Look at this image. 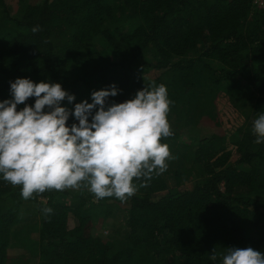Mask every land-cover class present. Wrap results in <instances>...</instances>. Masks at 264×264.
<instances>
[{
  "label": "trees",
  "instance_id": "obj_1",
  "mask_svg": "<svg viewBox=\"0 0 264 264\" xmlns=\"http://www.w3.org/2000/svg\"><path fill=\"white\" fill-rule=\"evenodd\" d=\"M256 1L18 0L13 13L0 0V101L17 78L59 83L75 96L61 102L69 110L112 85L120 91L109 103L163 84L172 133L160 139L167 170L134 178L124 201L84 186L24 199L0 174V264H222L228 247L264 253V143L252 132L264 114V0ZM221 94L241 123L202 137L195 128L215 118ZM116 210L120 226L104 242L92 222Z\"/></svg>",
  "mask_w": 264,
  "mask_h": 264
},
{
  "label": "clouds",
  "instance_id": "obj_2",
  "mask_svg": "<svg viewBox=\"0 0 264 264\" xmlns=\"http://www.w3.org/2000/svg\"><path fill=\"white\" fill-rule=\"evenodd\" d=\"M35 33L39 26L33 27ZM115 85L91 92L69 110L61 106L75 96L59 83H34L27 78L10 82L11 99L0 101V174L21 195L87 187L97 199L124 201L137 188L133 179L150 180L167 170L170 152L161 137L171 136L165 85L144 87L121 103H109ZM35 98L34 104L26 103ZM24 107L17 110V106ZM70 116L78 123L67 125ZM255 143H264V114L253 122ZM141 187L146 184H141ZM51 208H44L46 215ZM217 259L216 254L209 257ZM222 264H264V253L251 247H228Z\"/></svg>",
  "mask_w": 264,
  "mask_h": 264
},
{
  "label": "rangeland",
  "instance_id": "obj_3",
  "mask_svg": "<svg viewBox=\"0 0 264 264\" xmlns=\"http://www.w3.org/2000/svg\"><path fill=\"white\" fill-rule=\"evenodd\" d=\"M31 2H39L40 0H30ZM7 6L11 10V12H15L18 7V0H5ZM256 4L259 8L263 6V3L261 0H257ZM156 73L152 72L144 76L145 81H150L154 77H156ZM215 118L203 116L200 119V122L198 124V127L195 128L196 131L200 132V135L202 137L209 136L213 133H225L227 130H231L233 127L235 128L237 125L241 123V119L239 118L238 114L234 112V110L231 108L229 101L226 96L220 95L215 100V110H214ZM219 120L220 126H217V121ZM193 130V129H191ZM192 135L193 131H192ZM184 136L187 138L189 136L188 133L184 132ZM176 157L179 159L181 158V152L176 153ZM237 156L236 154L233 155V158L235 159ZM194 180V178H191L189 183L185 184V188H188L191 186V181ZM168 186L171 187L173 185L172 180L167 181ZM119 205V204H118ZM123 207V206H121ZM118 212L117 210L112 212L109 216L102 218V215L96 216L95 221L93 220L91 231L95 234V236H99L104 242L110 240L111 236H116L115 231L120 226V223L118 220L121 221V219H118ZM75 225V219L71 216L68 219V228H73ZM22 252L11 250L9 252V256H16Z\"/></svg>",
  "mask_w": 264,
  "mask_h": 264
}]
</instances>
